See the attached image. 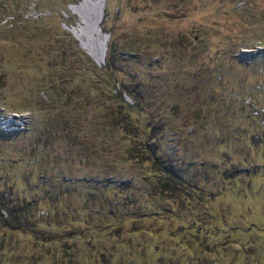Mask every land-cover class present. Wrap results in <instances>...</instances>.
<instances>
[{
  "label": "rangeland",
  "instance_id": "rangeland-1",
  "mask_svg": "<svg viewBox=\"0 0 264 264\" xmlns=\"http://www.w3.org/2000/svg\"><path fill=\"white\" fill-rule=\"evenodd\" d=\"M0 264H264V0H0Z\"/></svg>",
  "mask_w": 264,
  "mask_h": 264
},
{
  "label": "trees",
  "instance_id": "trees-1",
  "mask_svg": "<svg viewBox=\"0 0 264 264\" xmlns=\"http://www.w3.org/2000/svg\"><path fill=\"white\" fill-rule=\"evenodd\" d=\"M149 136V135H148ZM141 146V147H140ZM139 145L131 146L129 152L132 155H144L150 160L151 165L154 167L156 173L155 184L162 192L175 193L181 185H184L183 179L177 176L170 168L166 160H162L155 142L152 137H146Z\"/></svg>",
  "mask_w": 264,
  "mask_h": 264
}]
</instances>
